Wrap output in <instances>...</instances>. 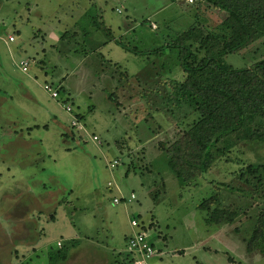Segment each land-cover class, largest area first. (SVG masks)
<instances>
[{
    "label": "rangeland",
    "instance_id": "374dc122",
    "mask_svg": "<svg viewBox=\"0 0 264 264\" xmlns=\"http://www.w3.org/2000/svg\"><path fill=\"white\" fill-rule=\"evenodd\" d=\"M0 1L4 3L0 10L4 20L0 22V264H50L60 248L57 241L62 243L61 251L68 249V234L82 243L89 237L98 246L79 250L66 264H104L110 246L126 253L123 232L133 217L160 252L151 264H231L228 257L239 264H264V254L257 249L248 253L245 247L255 208L244 193L226 194L224 201L239 213L231 223L209 222L199 207L218 189V182L231 180L242 165L264 163V146L240 142L229 152L231 158L215 161L189 186L181 187L161 164L158 142L173 139L180 129L156 109L165 79L182 77L166 51L136 60L138 55V64L131 60L132 52L120 54L124 52L119 48L118 59L107 56L106 50L97 55L99 71L111 68L115 73V94L107 89L106 97L81 95L72 105L73 114L83 116V125L98 136L97 142L70 128V116L60 104L65 99L62 92L55 100L42 87L45 82L58 86L59 81L50 79L53 73L97 75L95 65L83 56L92 52L91 42L99 37L107 40L113 35L130 47L146 50L158 46L157 39L164 44L193 23L213 29L223 12L205 0H33L38 3V14H30L35 26L49 34L66 33L54 49L46 46L44 53L36 42L39 53L25 73L18 62L28 58L34 43L26 38L23 53L15 50L21 38L4 42L7 34H14L12 23L19 5L17 0ZM121 22L120 30H132L120 37ZM102 24L110 34L102 31ZM36 32V28L28 34L23 31L26 37ZM263 57L264 38H260L238 53L227 54L225 60L240 67ZM111 93L117 103L109 98ZM45 106L54 109L55 116L44 117ZM36 121L39 126H33ZM105 159L119 162L108 170ZM111 180L125 200L113 202L116 192L108 185ZM24 215L29 216L26 222L21 219ZM49 215L51 220L45 221Z\"/></svg>",
    "mask_w": 264,
    "mask_h": 264
},
{
    "label": "trees",
    "instance_id": "16d2710c",
    "mask_svg": "<svg viewBox=\"0 0 264 264\" xmlns=\"http://www.w3.org/2000/svg\"><path fill=\"white\" fill-rule=\"evenodd\" d=\"M205 1L224 13L213 29L193 23L168 42L146 50L122 44L124 50L147 57L166 51L182 71L181 78L165 79L164 92L159 94L160 103L156 106L157 111L180 127L173 139L158 142V149L164 166L161 167L168 169L181 187L195 184L215 161L231 158H228L229 152L240 142L264 146V57L240 67L225 60L227 54L238 53L264 38V0ZM99 27L110 34L105 24ZM113 93L109 98L116 102ZM236 182L244 186H235ZM217 184L218 189L199 203L206 220L217 224L233 222L239 213L224 201L226 194L244 193V198L253 202L254 205H250L255 208L245 247L248 251L257 249L264 254V163L244 164L231 180ZM123 200L124 195L120 201ZM137 221L143 229L139 219ZM67 242L68 246L69 243L74 245L76 240ZM58 247L50 264H58L66 257L67 250L61 251V245ZM124 255H128L126 258L131 264V255L127 251ZM228 259L231 264H239L231 257ZM14 264L26 263L17 261Z\"/></svg>",
    "mask_w": 264,
    "mask_h": 264
},
{
    "label": "crops",
    "instance_id": "0c3cea01",
    "mask_svg": "<svg viewBox=\"0 0 264 264\" xmlns=\"http://www.w3.org/2000/svg\"><path fill=\"white\" fill-rule=\"evenodd\" d=\"M1 2V1H0ZM18 5H19V9L16 11V16L13 18V33H9L7 34V39L4 38V42L8 43V42H14L16 40H18L19 38H21V43H19L18 46L15 47V50L20 51L25 53V46H26V38H29L30 41L34 44H31L29 47H31V51L27 54L28 58H21L20 61L22 60H28V64H27V70L23 71V72H27L28 71V66L30 63H34L35 62V55L37 56L39 53V49L41 50L42 53H44L46 51V46H48L51 49H54V47L60 42L61 39H63V35L66 33V31H64L62 34H55V33H46L45 31H42L41 28L39 26H35V21L31 20L30 14L35 13L38 14V3L34 2L33 0H17ZM4 8V3H0V10ZM59 9V8H58ZM117 11V10H116ZM35 19V18H34ZM1 23H4L3 19H0ZM124 22L118 24V31L120 32V37L127 35L128 31L131 30L128 29V27L125 28V30H120L121 27L123 26ZM75 27V26H74ZM108 27V26H107ZM31 28V29H30ZM33 28L38 29V32L33 33V35H27L26 37V33H23L24 30H27V34H28V30H32ZM16 33V34H15ZM12 35L13 39L9 40L8 36ZM98 38V37H96ZM141 39V38H140ZM93 41V39H92ZM157 43L160 45V41L157 39ZM39 42V46H41L38 49V46L35 43ZM94 47L92 48V52L86 53L83 58H86L85 60L89 59L91 61L92 66L95 65V67L93 68L94 73L97 74L95 76H93L94 74H89L85 77H77V76H72L70 73L67 72H63V73H53L50 76V79H52L51 81L55 80V81H59L58 86L60 92H62L63 96L62 98H67L66 101L71 103V106L74 103V99H76L77 97L81 96V95H86L89 98H93V97H97L99 94H103L104 97H106V90L107 89H114L115 91V87L117 86V82L114 76V72L112 71L111 68H101V70L99 71V67L96 64V60H97V55L101 54L102 51L106 50L107 56H110L112 59H118L121 57V55H118L119 51L117 50V48H119L120 50H123L124 53H120V54H126L125 50L122 48V44L123 42L121 41V38L115 37V36H109V38L106 40L103 37H99V40L97 41H93L91 42ZM25 44V45H24ZM35 54V55H34ZM132 53L131 60L132 61H136L139 60L140 57L144 56V55H140L138 58L135 57L138 56V54H134ZM11 57L13 55V50L12 53H10ZM70 56L66 55V58L68 59ZM124 58V56H122ZM82 58V57H81ZM80 58V61H82V59ZM52 59L54 60V57L52 56ZM110 59V60H112ZM20 61L18 62V64L20 63ZM138 64V61H136ZM115 63V62H114ZM116 64H119L118 62H116ZM41 66V65H39ZM117 66V65H115ZM41 70L42 66H41ZM22 71V70H21ZM34 77H36L34 75ZM46 81V80H44ZM50 81V82H51ZM55 105V104H54ZM56 106V105H55ZM45 110H43L42 114L44 117H46L47 119L55 116V111L54 109L49 108L48 106L44 107ZM82 116V115H80ZM38 118V117H37ZM83 119V116H82ZM46 121V120H45ZM40 123L39 122H35L33 124V126H39ZM41 214H39L38 216H36V219H40ZM29 216L28 215H24L21 219L22 221H28ZM135 218V217H133ZM36 219L31 218V221H36ZM19 221V219H17ZM51 220L50 215L48 217L47 220L45 221H49ZM138 220V219H137ZM45 224H47L46 222H44ZM150 226H152V223L149 224ZM39 227V226H38ZM41 230L43 229V226H41ZM127 228V229H126ZM140 228V227H138ZM124 236H125V241H127V237L128 235L131 233L132 228L130 227V224L128 222L127 227L124 228ZM86 237V236H85ZM67 239H75L76 242L74 243V245H72L71 243H69L68 249H67V254L66 257L64 258V260L61 261V264H66V262L71 261L72 260V256H75L76 253H78L79 250L82 249H95L98 244L94 243L93 241H89L87 239H90L89 237H86L84 243H82L81 239L76 236L75 234H68ZM58 242V241H57ZM62 245V243H61ZM126 244L123 246L124 251H126L125 249ZM34 249V248H32ZM108 249V248H107ZM117 248L114 246H110L109 249L107 250L106 253H104V260L105 263L104 264H126L127 258L125 259V256L122 254L123 251L121 250H116ZM109 250H112L113 252H109ZM247 250V249H246ZM80 252V251H79ZM248 253H250L251 251H248ZM120 253V254H119ZM113 257H112V256ZM153 258H156L155 256H152L148 259V264H151V261L154 260ZM60 264V263H59ZM155 264V263H152Z\"/></svg>",
    "mask_w": 264,
    "mask_h": 264
},
{
    "label": "built area",
    "instance_id": "2783aa9c",
    "mask_svg": "<svg viewBox=\"0 0 264 264\" xmlns=\"http://www.w3.org/2000/svg\"><path fill=\"white\" fill-rule=\"evenodd\" d=\"M188 2H192V0H187ZM117 12H120L119 9H117ZM151 27H154V24H152ZM9 40L13 39L12 35L8 36ZM27 64L28 60H22L19 63V66L22 71L27 70ZM44 91L52 98V99H60L59 97V91L58 88L53 86L49 82H45L42 85ZM61 107L63 110L70 116L69 124L70 126L74 127L75 131L80 133L83 132L90 140L97 142L98 136L94 133L89 134L87 128L83 125L84 123L81 121V119L77 118L75 114H73V109L71 106V103L66 101V99L61 101ZM117 163L116 159H113L111 161L106 160V165L109 168H112ZM109 186H113L117 194L113 197V202L118 203L123 197V194L120 192V189L118 185L113 181H108ZM133 193L130 194V198H133ZM130 227L132 228L131 233L127 237L126 241V251L131 255V264H148V259L156 254H160V252L155 251L150 244V242L145 237V234L143 232V229L138 228V221L135 218H131L129 220ZM58 245H60V242H57Z\"/></svg>",
    "mask_w": 264,
    "mask_h": 264
}]
</instances>
